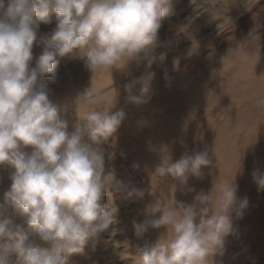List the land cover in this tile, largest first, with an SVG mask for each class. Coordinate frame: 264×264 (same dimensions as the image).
<instances>
[{"label":"clouds","instance_id":"9594fccd","mask_svg":"<svg viewBox=\"0 0 264 264\" xmlns=\"http://www.w3.org/2000/svg\"><path fill=\"white\" fill-rule=\"evenodd\" d=\"M204 2L213 6L217 0ZM173 9L174 0H0V165L12 169L0 201V264H68L90 240L117 231L110 225L119 210L103 202L111 189L125 191L126 198L144 196L142 189L116 179L114 154L106 160L100 147L115 140L125 119L122 109L112 111L119 91L78 116L69 131L67 109L49 99L47 86L59 78L60 59L76 52L86 56L84 66L92 73L132 61L150 69L162 20ZM53 23L54 31L38 40L40 26ZM34 44L43 51L32 67ZM249 51H238L241 61ZM158 58L163 61L165 54ZM153 78L148 71L126 84L127 99L148 103ZM94 95L91 86L79 97L87 101ZM160 152L162 163L153 175L175 189L186 186L189 176L202 177V168L212 163L207 151L185 153L175 162L166 147ZM253 178L264 190V173L254 171ZM233 181L221 183L215 197L201 191L191 204L163 196L149 203L148 218L135 224V236L142 238L149 227L166 231L138 249L135 264H208L223 255L226 237L234 232L233 213L242 218L249 204L247 197L237 199Z\"/></svg>","mask_w":264,"mask_h":264},{"label":"rangeland","instance_id":"374dc122","mask_svg":"<svg viewBox=\"0 0 264 264\" xmlns=\"http://www.w3.org/2000/svg\"><path fill=\"white\" fill-rule=\"evenodd\" d=\"M50 15L54 19L55 14ZM55 27L41 25L37 39ZM158 36L157 59L150 69L146 62L132 61L124 68L92 73L84 66L86 56L76 52L60 59L59 78L47 86L49 99L67 109L69 131L78 116L119 91L112 111L122 109L125 119L115 140L110 137L100 147L106 160L114 154L116 179L145 193L126 198L125 191L111 189L112 196L105 195L103 202L119 210L118 221L110 225L117 231L90 240L68 264H135L138 249L166 231L164 226L149 227L142 238L135 236V224L148 218L149 203L163 196L191 204L201 191H212L215 197L218 186L233 179L237 199L247 197L249 204L242 218L233 213L234 232L226 237L223 255L208 264H264V190H258L253 178L254 171L264 173V0H217L213 6L204 0H174ZM245 48L250 51L243 62L238 51ZM42 51L43 45L34 44L32 67ZM148 71L154 72L151 99L130 102L124 86ZM91 86L94 96L87 101L79 97ZM140 87L137 84L132 94L138 95ZM165 147L171 162L185 153L207 151L212 163L202 168V177L189 176L186 186L175 189L153 175ZM11 171L0 165V201L11 185ZM12 218L23 223L19 216Z\"/></svg>","mask_w":264,"mask_h":264}]
</instances>
